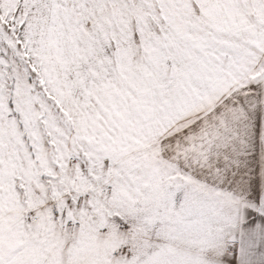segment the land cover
Segmentation results:
<instances>
[{
  "label": "snow or ice",
  "instance_id": "6c2138e0",
  "mask_svg": "<svg viewBox=\"0 0 264 264\" xmlns=\"http://www.w3.org/2000/svg\"><path fill=\"white\" fill-rule=\"evenodd\" d=\"M0 264H264V0H0Z\"/></svg>",
  "mask_w": 264,
  "mask_h": 264
}]
</instances>
